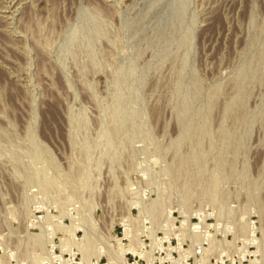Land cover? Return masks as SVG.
I'll use <instances>...</instances> for the list:
<instances>
[{
  "label": "rangeland",
  "instance_id": "374dc122",
  "mask_svg": "<svg viewBox=\"0 0 264 264\" xmlns=\"http://www.w3.org/2000/svg\"><path fill=\"white\" fill-rule=\"evenodd\" d=\"M0 264H264V0H0Z\"/></svg>",
  "mask_w": 264,
  "mask_h": 264
}]
</instances>
